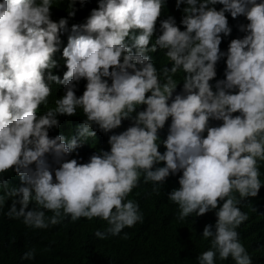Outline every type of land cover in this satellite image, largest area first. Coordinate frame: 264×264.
I'll use <instances>...</instances> for the list:
<instances>
[{"label":"clouds","instance_id":"obj_1","mask_svg":"<svg viewBox=\"0 0 264 264\" xmlns=\"http://www.w3.org/2000/svg\"><path fill=\"white\" fill-rule=\"evenodd\" d=\"M225 13L249 21L226 55ZM53 82L65 93L49 107ZM263 164L264 2L0 0V217L27 232L99 218L97 238L120 236L143 223L138 190L182 172L176 220L217 218L198 264H252L237 229L247 198L262 214Z\"/></svg>","mask_w":264,"mask_h":264},{"label":"trees","instance_id":"obj_2","mask_svg":"<svg viewBox=\"0 0 264 264\" xmlns=\"http://www.w3.org/2000/svg\"><path fill=\"white\" fill-rule=\"evenodd\" d=\"M210 7L220 11L223 5ZM225 15L232 31L228 36L221 34L220 51L223 45L228 51L232 40L243 39L247 33L241 32L240 26L249 23L245 16L233 19L230 13ZM182 29L185 30L184 26ZM149 55L154 62L152 53ZM166 63L164 53L160 52L156 64L163 67ZM50 87L52 95L49 97L48 106L53 107L55 99L64 95L65 88L63 84L54 82ZM83 93L84 91L76 89L78 97ZM44 111H46L45 106L41 105L40 112ZM82 115V110L78 109L75 116H58L57 119L73 126L72 123ZM167 123L170 127L171 118ZM222 123L216 121L215 125L210 127L220 126ZM204 135L206 136L207 133L205 132ZM51 160L52 158L49 157L50 162ZM262 173L264 177V164ZM181 176L182 172L170 175L160 186L159 195L149 189L147 191L145 188L139 189L137 198L142 204L143 223L131 229L125 228L120 236L109 235L106 239L97 238L95 232L104 231L108 227L107 222L99 218L91 221L82 218L79 223L69 226L62 225L49 231L27 232L14 225L13 221L0 217V264H198V256L210 247V241L202 238L203 230L206 225H212L215 232L217 218L215 211H210L202 217L193 214L184 222L176 220L178 207L169 202L168 194L179 189ZM15 178L17 179L18 175L14 169L4 174V179L12 187L16 186ZM254 204V200L247 198L240 205L249 219L237 231L251 256L252 264H264V224L260 222V217L264 219V208L261 202L260 216L259 210L258 212L252 210ZM124 233H128L127 239L123 238ZM31 249H35V258L30 261L23 260L24 252ZM216 264H235V262L231 257L227 261H220L217 258Z\"/></svg>","mask_w":264,"mask_h":264},{"label":"bare ground","instance_id":"obj_3","mask_svg":"<svg viewBox=\"0 0 264 264\" xmlns=\"http://www.w3.org/2000/svg\"><path fill=\"white\" fill-rule=\"evenodd\" d=\"M228 51L225 49V47H224V45H223V49L221 50V53H224L225 55H226V53H227ZM224 55V56H225ZM157 64H158V61H157ZM156 66V65H155ZM216 68H218V67H216ZM214 80H216V79H213V81ZM215 82V81H214ZM213 84V83H212Z\"/></svg>","mask_w":264,"mask_h":264}]
</instances>
